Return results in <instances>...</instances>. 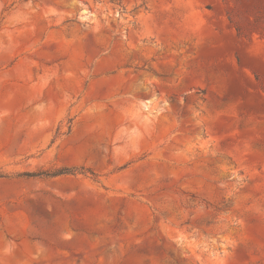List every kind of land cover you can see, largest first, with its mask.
Here are the masks:
<instances>
[{"label":"rangeland","instance_id":"1","mask_svg":"<svg viewBox=\"0 0 264 264\" xmlns=\"http://www.w3.org/2000/svg\"><path fill=\"white\" fill-rule=\"evenodd\" d=\"M0 264H264V0H0Z\"/></svg>","mask_w":264,"mask_h":264}]
</instances>
